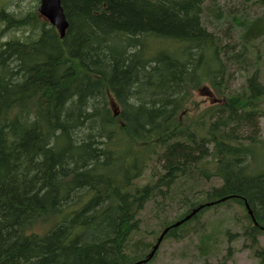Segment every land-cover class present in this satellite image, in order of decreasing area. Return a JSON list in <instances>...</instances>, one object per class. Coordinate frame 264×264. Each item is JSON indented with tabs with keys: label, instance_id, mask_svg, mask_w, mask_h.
I'll return each instance as SVG.
<instances>
[{
	"label": "trees",
	"instance_id": "obj_1",
	"mask_svg": "<svg viewBox=\"0 0 264 264\" xmlns=\"http://www.w3.org/2000/svg\"><path fill=\"white\" fill-rule=\"evenodd\" d=\"M39 1L0 0V264H151L192 235L209 255L222 208L264 264V0H62L64 37Z\"/></svg>",
	"mask_w": 264,
	"mask_h": 264
},
{
	"label": "rangeland",
	"instance_id": "obj_2",
	"mask_svg": "<svg viewBox=\"0 0 264 264\" xmlns=\"http://www.w3.org/2000/svg\"><path fill=\"white\" fill-rule=\"evenodd\" d=\"M239 0H217V4H220L224 7H227V9H235L238 10V6L240 4L238 3ZM25 5L27 4H33V0H24L23 2ZM40 3V1H39ZM225 10V9H224ZM248 11L250 14H256L259 15L262 12V9H258L255 7L248 6ZM228 23H220V26H222L223 29L226 30V27ZM233 32V29L228 30V33L226 35H230ZM7 39L10 37H22V32H8L6 33ZM264 65V60L263 63ZM264 69V67H263ZM231 72L234 69H230ZM234 73V79L231 80L230 87L231 90H235L239 88L242 84V79L240 78V73L238 71H233ZM209 90H207V93L210 95H206L205 88H202L201 90L195 91L193 93L192 101L189 104V107H195V109L191 110L192 113L196 112L198 108H203L209 103L212 102V100H215L219 98L218 94L215 96V93L213 90H211L208 87ZM214 97H216L214 99ZM109 100L111 103V106H115L117 108V105L113 99V97L110 95ZM190 112V113H191ZM261 127H262V134L264 136V117L261 119ZM178 210H175L172 214V217L177 213H181L182 209L176 208ZM180 209V210H179ZM234 213L233 209L228 210L227 208H222L219 211H216L215 213H208L206 215V220L210 223L215 224L219 227L218 229V239L215 242L216 247L213 253L209 255L202 256L199 252L198 248V237L197 235H192V237H188L182 240H174V239H165L164 241H160V247H158V252L156 257L154 258L153 262L151 264H217V261L226 254L227 249L229 246L233 249V257L230 260L229 264H255L256 258L253 256V252L249 250L248 248H245L244 245V238L239 236L236 239H234L232 242L228 241V238L225 234L226 229H230L233 233L235 231H238L239 234H242V223L234 220V218H231ZM242 212L240 208H238V215H240ZM219 220H223L222 226L217 223ZM226 223V224H225ZM224 224V226H223ZM149 231H151L153 228H156L154 232L149 234L151 241H156V238H159L161 231L158 228V224L156 221H151L149 225L146 224L145 226ZM261 243L264 245V235L261 237Z\"/></svg>",
	"mask_w": 264,
	"mask_h": 264
},
{
	"label": "water",
	"instance_id": "obj_3",
	"mask_svg": "<svg viewBox=\"0 0 264 264\" xmlns=\"http://www.w3.org/2000/svg\"><path fill=\"white\" fill-rule=\"evenodd\" d=\"M38 11L41 16L49 20L54 25L61 37H64L68 27V20L66 18L62 0H40Z\"/></svg>",
	"mask_w": 264,
	"mask_h": 264
}]
</instances>
